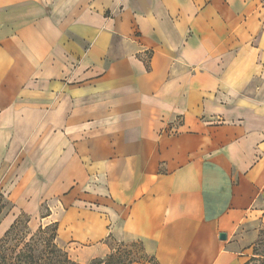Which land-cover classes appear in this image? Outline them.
Segmentation results:
<instances>
[{
	"label": "crops",
	"instance_id": "crops-1",
	"mask_svg": "<svg viewBox=\"0 0 264 264\" xmlns=\"http://www.w3.org/2000/svg\"><path fill=\"white\" fill-rule=\"evenodd\" d=\"M12 173L54 203L44 218L79 263L136 241L158 264H252L264 0H0Z\"/></svg>",
	"mask_w": 264,
	"mask_h": 264
},
{
	"label": "rangeland",
	"instance_id": "rangeland-1",
	"mask_svg": "<svg viewBox=\"0 0 264 264\" xmlns=\"http://www.w3.org/2000/svg\"><path fill=\"white\" fill-rule=\"evenodd\" d=\"M24 177L25 180H21ZM30 180L29 175L20 176L12 173L0 176V260L2 254L9 253L13 257L15 252L27 250L25 247L27 243L34 244L37 255H41L46 249V240L51 235L52 228L46 229L44 233L39 232V228L54 223L52 219L44 218L52 212L54 203L34 197L39 189H36L37 186ZM11 227L14 228L7 241L1 244ZM242 230L241 237L248 244L252 257L255 253L258 257L264 255V206L255 212L252 221ZM117 242L119 241L111 242L119 249L116 258H123V261L133 258L145 264H153L151 256L145 252L141 243L120 241L125 244L120 245ZM60 247L67 251L65 247ZM127 251H131L128 257ZM252 264H258V261H253Z\"/></svg>",
	"mask_w": 264,
	"mask_h": 264
},
{
	"label": "trees",
	"instance_id": "trees-1",
	"mask_svg": "<svg viewBox=\"0 0 264 264\" xmlns=\"http://www.w3.org/2000/svg\"><path fill=\"white\" fill-rule=\"evenodd\" d=\"M12 228L6 233L5 238L2 239L4 244L7 241V237L11 234ZM52 228V233L49 238L46 240V249L44 253L41 255L36 254V249L34 244L27 243L26 248L27 250L21 249L18 252H15L14 256L9 255V253H5L1 255L0 264H82L75 260H73L67 251L62 249L57 243L58 237V225L57 223H52L45 228L41 226L39 228V232H45L46 229ZM6 240V241H5ZM114 242V241H112ZM120 245H125L124 242H117ZM141 243V242H138ZM142 244V243H141ZM113 246V245H112ZM144 249V248H143ZM119 253V249L113 246V252L108 255L105 259H94L89 264H130L134 261H138L136 259L130 258L128 260H124L123 258H116ZM131 251L126 252V256L130 255ZM257 253L253 255L250 262L258 261V264H264V255H259ZM153 264H158L154 257L151 256Z\"/></svg>",
	"mask_w": 264,
	"mask_h": 264
},
{
	"label": "water",
	"instance_id": "water-1",
	"mask_svg": "<svg viewBox=\"0 0 264 264\" xmlns=\"http://www.w3.org/2000/svg\"><path fill=\"white\" fill-rule=\"evenodd\" d=\"M221 238H226V234L222 233Z\"/></svg>",
	"mask_w": 264,
	"mask_h": 264
}]
</instances>
